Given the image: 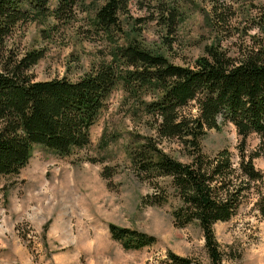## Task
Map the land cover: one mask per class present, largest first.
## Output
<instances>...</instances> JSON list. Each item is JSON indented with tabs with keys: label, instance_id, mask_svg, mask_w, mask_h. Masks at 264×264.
<instances>
[{
	"label": "trees",
	"instance_id": "1",
	"mask_svg": "<svg viewBox=\"0 0 264 264\" xmlns=\"http://www.w3.org/2000/svg\"><path fill=\"white\" fill-rule=\"evenodd\" d=\"M131 1L105 0L93 10L87 0H0V182L20 175L37 147L60 157L87 148L108 100L121 89L133 116L147 117L153 131L129 151L133 172L152 190L143 203L170 204L178 228L197 224L212 264H222L215 225L231 221L254 191V208L264 219V174L255 163L260 155L247 146L252 135L264 138V0H199L210 9L215 43L193 65L175 64L137 40L120 44L128 36L122 18L144 21L130 16ZM194 1L138 4L174 35L186 19V3ZM78 12L87 16V39L101 46L99 62L77 80L37 81L31 71L46 52L21 48L15 35L43 22L49 23L43 32L50 38L75 22ZM226 124L241 139L237 153H206L203 140ZM164 142H177L187 160L168 154ZM109 231L126 251L157 242L115 224ZM163 264L200 263L170 251Z\"/></svg>",
	"mask_w": 264,
	"mask_h": 264
},
{
	"label": "rangeland",
	"instance_id": "2",
	"mask_svg": "<svg viewBox=\"0 0 264 264\" xmlns=\"http://www.w3.org/2000/svg\"><path fill=\"white\" fill-rule=\"evenodd\" d=\"M132 0L130 16L122 18L128 34L120 44L136 41L178 65H193L208 45L215 43L209 7L202 1L186 3V19L168 35L151 12ZM105 0H87L95 10ZM56 2L52 1V7ZM86 14L45 38L49 23L34 22L13 41L23 49H44L45 57L32 69L37 81L68 77L77 80L100 60L99 43L87 37ZM156 17V16H154ZM54 23V22H53ZM127 95L116 90L91 130V144L69 157L37 147L20 175L0 182V264H163L174 252L200 264H212L203 231L197 224L178 228L173 207L148 206L152 193L131 168L130 149L152 136L147 117L133 116ZM235 127L226 124L203 140L208 154L228 148L234 154L240 143ZM165 151L184 161L177 142H164ZM249 151L259 152L256 167L264 174V138L252 135ZM112 173L110 179L105 174ZM256 192L246 199L229 222L214 231L222 264H264V219L254 208ZM138 230L157 239L140 251H126L115 241L109 226Z\"/></svg>",
	"mask_w": 264,
	"mask_h": 264
}]
</instances>
